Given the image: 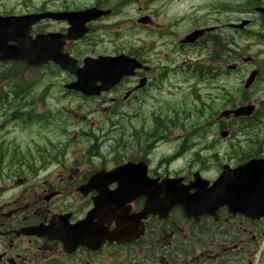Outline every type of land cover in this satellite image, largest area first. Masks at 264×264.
<instances>
[{"label": "flooded vegetation", "instance_id": "af4514ba", "mask_svg": "<svg viewBox=\"0 0 264 264\" xmlns=\"http://www.w3.org/2000/svg\"><path fill=\"white\" fill-rule=\"evenodd\" d=\"M208 4L212 8L199 6L195 14L191 7L192 13L179 15V0H89V8L105 14L89 22L88 32L81 38L65 39L71 25L60 17L48 16L32 28V37L46 36L48 54L42 66L46 70V126L52 119L60 124L58 119L65 111L63 106L52 111V90L55 104L73 97L81 101L77 107L85 110L78 114L76 107L69 108L68 114L73 119L90 120L71 133L72 142L89 145L83 157L89 161L82 164L73 159L67 165L69 155L77 154L73 151L68 155V141L58 143L63 157L46 158L39 152L37 157H19L13 141L8 147L2 141L9 132L0 137V264H264V198L259 200L258 196L259 190L264 195V135L258 140L251 131L264 132V128L251 125L257 121L255 113L251 118L229 119L214 127L192 125L190 120L193 115L202 118L209 109L204 103L211 98L207 92L220 90L217 85L224 82L227 73L228 24L219 19L226 13L225 6L220 0ZM82 9L74 0H46L42 12L59 15ZM131 10L136 12L134 17ZM245 15L252 27V13ZM181 22H189L191 28L179 36ZM196 32H200L196 40L183 42ZM180 56L185 60L179 62ZM61 58L74 60L77 68L84 66V60L106 58L127 74L109 90L86 97L65 88L76 77L54 61ZM239 67L234 70L239 71ZM252 71L264 79L263 68L255 65ZM244 97L241 94L238 98L242 101ZM29 106L34 103L5 113H43L26 109ZM224 107L234 108L229 104ZM3 128L7 126L1 125L0 132ZM64 128L74 126L65 123ZM222 130L229 132L227 141L213 135ZM212 138L216 141H210ZM226 146L237 152L227 153ZM249 161L256 163L251 178L239 184L246 192L237 198L241 204L237 208L222 204V196L207 193L186 211L178 204L165 216L161 211L140 218L132 240L105 238L89 246H67L46 231L51 222L57 232L71 229L94 207L129 216L141 213L146 207L142 195L146 188L138 198L127 201L114 194L118 181H145L157 187L165 180H176L178 188L191 195L195 189L188 186L199 178L209 189L224 166L233 169ZM79 165L86 168L80 171ZM123 166L124 174L106 175ZM97 174L105 178L87 187ZM127 186L130 189V184ZM133 225L125 223L129 229ZM117 228L115 221L108 220L103 234Z\"/></svg>", "mask_w": 264, "mask_h": 264}, {"label": "rangeland", "instance_id": "374dc122", "mask_svg": "<svg viewBox=\"0 0 264 264\" xmlns=\"http://www.w3.org/2000/svg\"><path fill=\"white\" fill-rule=\"evenodd\" d=\"M45 0H0V15L8 16V15H24L27 13H31L33 10H36L41 7ZM76 5H89V0H74ZM210 0H179L178 5V14H186L192 13L191 7L194 9V13L196 14V9L201 6L203 8H212L209 6ZM221 1V5L225 6V15H220L219 19L221 23L223 20L226 21L227 24L229 23H237L240 19H245V14L248 12H252L253 7L248 4L249 0H226L224 2ZM264 3V0H262ZM131 17H134L136 14L135 11H130ZM247 19V18H246ZM264 21H260L258 27L256 25L250 27L246 32H235L227 27L226 29V65L229 64H239V71H228L226 73V77L223 79L224 82H221L217 85L221 86L220 90L216 91H209L211 98H221V94L224 92H229L232 95L233 103L238 101L239 97V90L242 87V83L244 78L247 77L250 70L255 66H259L260 68H264V40L260 39L259 36H254L255 31H259L261 29V25ZM191 28L189 22H181L178 25V35L181 36L185 32H187ZM244 57H251L254 61L253 64L251 63H242L241 58ZM194 59V56L192 57ZM185 56L179 58V62L184 61ZM257 63V64H256ZM4 65H0V71L4 68ZM7 67V66H6ZM32 80L30 82H35V90L33 89V95L40 100L41 105L36 108L40 113L43 112L44 107L42 100L44 95H46V70H41L40 72L32 73L31 76ZM30 79V78H29ZM219 78L217 79V81ZM263 79L258 81L257 86L254 88L253 93L249 96L251 99H257V101H264V82ZM3 86V85H1ZM54 92L52 91L50 97V103L52 105V111H59L61 110L62 106L64 107L65 111H63L60 116L61 118L58 119L60 124H58L54 119L51 120V123L46 126V120L43 118L38 122H34L35 120H27L26 118H21L18 120H11L9 118V113H5L9 109L2 107L0 108V126L4 125L7 128L1 129L0 137L5 136L7 132H9V136L6 139H2L8 147L10 141L14 142L15 149L17 152H20V156L22 157H37L39 156L37 152L43 155L44 157L53 156H60L63 155L59 154L61 150H58V143L68 141L70 142L67 146L68 155L71 152H76L75 155H69V160L67 165H70L77 160L78 163L85 164L89 160L83 159L86 157L85 152L88 151V144H79L72 142L73 134H71L74 130H79L80 128L89 124L90 120L84 122L81 121L79 118L73 119L72 115L68 114L69 108L76 107L77 113L80 111H84L85 107L78 108L77 106L80 104L77 98H70L65 99L64 101L60 102V104H55L54 101ZM250 94V92H248ZM248 94V95H249ZM25 95V94H24ZM247 95V96H248ZM215 104L217 110L221 109V105L223 101L214 100H205L209 107L208 110L204 113L202 118L199 119L198 122L212 125L213 124V117L210 118L209 113L211 112V106ZM87 107V104H86ZM192 125H195L197 118L196 115L191 117ZM69 123L74 126V128L65 129L64 124ZM260 127L264 128V122H258ZM105 124L102 123L101 127H104ZM95 128V125H93ZM60 141V142H59ZM1 143V140H0ZM46 150V154H43V151ZM82 155L80 156L79 155ZM74 159V160H73ZM100 162H96L98 164ZM77 168V167H76ZM79 170L82 171L86 168V166H78Z\"/></svg>", "mask_w": 264, "mask_h": 264}, {"label": "water", "instance_id": "95a60500", "mask_svg": "<svg viewBox=\"0 0 264 264\" xmlns=\"http://www.w3.org/2000/svg\"><path fill=\"white\" fill-rule=\"evenodd\" d=\"M256 12L260 14H264V9H256ZM96 12L92 9L84 10L82 12L69 14L67 17L64 15L66 19L71 24V28L68 31V35L66 38H75L76 36H82L86 33L85 25L87 22L93 20L94 14ZM45 15H28L23 17H1L0 16V62H25L29 66H42L46 63V56L48 54L47 46H46V37L45 36H36L34 39L30 38L28 33L30 28L37 23L38 21L44 19ZM247 22H243L237 28L242 29ZM76 34V35H75ZM198 34V33H197ZM197 34H193L186 38L184 42H192L197 38ZM75 35V37H74ZM10 43H15L10 44ZM53 50L52 47H50ZM54 61L61 67L62 70L67 71L76 76V82L71 85H68L66 88L78 91L83 93L86 96L91 94H97L99 91L93 92V84L96 82H101V88H109L113 84H115L123 75H126L127 72L116 66L115 61L107 60V59H98V60H85L84 67L82 69H78L75 67L74 61L70 59H54ZM255 75H251L248 79L245 88H247L251 82L253 81ZM221 116H226L222 114ZM222 134V136H224ZM126 167H122L117 169L115 172L109 173V175L115 177V175H121L125 173ZM251 169L252 163H248L247 165L238 168L236 170L230 171L225 170L222 175L219 177L218 181L214 184V187L211 189L212 195H214L215 190L217 193L224 194L226 196V200L235 207H238V203L234 200L236 196L238 198L240 194L239 184L242 182L241 179L246 177L251 178ZM259 180L262 181L261 176ZM222 182H231L232 186L226 187L222 185ZM120 187L117 193L122 194L123 198H126L127 201L128 196L139 194L141 189L146 188L149 189V182L145 181H137V182H126L119 181ZM130 184V190L127 185ZM134 184H138V186H134ZM174 182L171 181L167 184V192L162 199L163 208L167 207L166 211L169 210L175 203L178 201L181 196L175 191V187L173 186ZM202 191L201 187H198V193ZM116 193V194H117ZM148 193V194H147ZM135 196L131 197V200ZM146 198L148 200L147 209L145 211L146 214L152 213L154 210V199L150 196V192L146 191ZM204 199L200 194H196L190 198V201L193 204L199 202V200ZM189 201V205H190ZM158 205V203H157ZM110 215V213H108ZM106 215L102 210L95 207V209L90 212L86 219L76 224L74 227L68 230H63L60 232L54 231L53 225L50 227V231L52 233L56 232V237L68 244H86L91 242L94 238H96V233L100 232L103 228L102 226L94 225L93 221L97 219L100 225L105 222L103 216ZM144 215H135L131 218H141ZM125 220L123 218H118L116 222L124 223ZM135 221V219H133ZM51 233V232H50ZM114 235V236H113ZM124 237L123 228L120 227V231L116 234H111V236H107L106 238H121Z\"/></svg>", "mask_w": 264, "mask_h": 264}, {"label": "trees", "instance_id": "16d2710c", "mask_svg": "<svg viewBox=\"0 0 264 264\" xmlns=\"http://www.w3.org/2000/svg\"><path fill=\"white\" fill-rule=\"evenodd\" d=\"M259 38H264V34L259 35ZM25 69H21L16 65L5 66L0 71V108L6 107V109L20 110L22 109L20 103L24 99L20 96L32 94L35 90V82H29L24 79ZM3 85V86H1ZM23 117H16L20 119ZM34 122H38L42 119L39 117H33Z\"/></svg>", "mask_w": 264, "mask_h": 264}]
</instances>
